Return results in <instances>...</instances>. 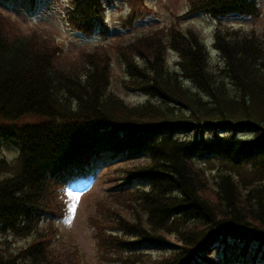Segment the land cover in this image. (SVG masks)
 I'll use <instances>...</instances> for the list:
<instances>
[{"label": "trees", "instance_id": "16d2710c", "mask_svg": "<svg viewBox=\"0 0 264 264\" xmlns=\"http://www.w3.org/2000/svg\"><path fill=\"white\" fill-rule=\"evenodd\" d=\"M90 1L69 0L72 28L92 30ZM188 3L187 14L214 19L261 13L258 0ZM13 25L0 14V150L17 153V170L0 180V264H82L77 248L52 245V222L65 210L57 184L105 152L119 158L116 179L125 182L101 202L107 212L100 204L89 219L101 264L264 261V44L257 36L215 29L222 68H211L193 29L172 25L117 42L121 87L161 101L130 105L111 90L109 49L82 50L67 63L51 37L24 36ZM167 49L177 54L176 71L165 67ZM214 159L230 170L217 169L211 181L196 161ZM7 168L0 156V171ZM134 183L149 187L133 191ZM10 238L28 241L13 247ZM147 245L173 250L142 261Z\"/></svg>", "mask_w": 264, "mask_h": 264}, {"label": "rangeland", "instance_id": "374dc122", "mask_svg": "<svg viewBox=\"0 0 264 264\" xmlns=\"http://www.w3.org/2000/svg\"><path fill=\"white\" fill-rule=\"evenodd\" d=\"M25 1L15 0L14 5L9 7L0 0V9L10 17L17 31L24 36H30L32 31L37 30L44 36L51 37L60 46L62 50L60 56L67 60V63L76 61L82 50L91 51L95 47H106L109 49L112 60L111 90L130 105L143 104L147 101L159 104L161 101L156 97L127 91L121 87L120 80L125 77V74L124 68L113 51V46L117 42L123 40L126 42L134 36L146 35L153 30L166 29L172 25L180 29L181 32L193 29L199 33L200 40L203 41L204 47L207 49L211 68H222L223 66L220 52L213 47L214 33L217 28L223 31H240L239 34H254L264 44V0H258L261 11L258 16L232 15L222 19L221 23L204 14L185 16L189 7L188 0H144L145 8L136 12L140 17L130 21L129 17L133 7L130 5L129 9L122 3L121 10L107 9L105 20L108 30L105 32L97 28L89 37L75 32L66 24V0H43L40 14L33 18L28 16L27 2ZM165 56V67L170 71H176L177 54L168 49ZM183 85L185 88L195 89L192 88L193 85L190 81H183ZM241 137L249 140L251 135L243 134ZM180 138L188 139L187 135H182ZM0 156L8 163V168L0 172V178L13 174L17 170V153L11 147H3ZM196 165L204 169L211 181L217 169L230 170L228 163L221 165V162L215 159L214 161L197 160ZM122 167L123 164L118 161V158H114L112 153L107 152L91 161L83 172L79 171L69 176L65 183L61 184L60 198L65 210L61 218L52 222L54 226L58 227V235L52 243L54 248L59 250L77 248L82 264H101L89 219L98 216V206L101 202L111 198L115 186L125 182L122 178L116 179L123 174ZM140 187L146 188L147 185L132 184L131 190L136 191ZM105 209V206L101 204V210L106 211ZM48 226L49 223H45L41 228L46 229ZM170 240L173 241L172 236ZM27 241L28 239L23 238L9 239L13 247L14 245L25 246ZM172 250L173 247L168 245H147L140 250L146 256L141 257L140 260H155L169 255ZM213 256L216 259L222 258V255L216 251ZM235 259L237 263L233 261V264H241L239 257Z\"/></svg>", "mask_w": 264, "mask_h": 264}, {"label": "bare ground", "instance_id": "6f19581e", "mask_svg": "<svg viewBox=\"0 0 264 264\" xmlns=\"http://www.w3.org/2000/svg\"><path fill=\"white\" fill-rule=\"evenodd\" d=\"M90 3L92 4L93 8H95V10H93L94 16L90 15V19H92L91 21H93V22H95L97 20L98 15L103 14L102 16H103V18H105L107 9L112 8L113 10H119V9L121 10L122 3H124L126 6H128L129 9H130V5L134 8L133 12H135V13H132L134 19L140 17L136 12L145 8L144 0L143 1L137 0L136 2H134V0H91ZM131 3H133V5ZM12 5H14V3ZM120 5H121V7H120ZM187 13H188V11L184 15L188 16V17L197 15V13H191V14H187ZM105 22H106V20H105ZM102 25H104V24H99L97 26H102ZM105 32H106V30H105ZM208 57H209V54H208ZM209 60H210V57H209ZM2 171H0V172H2ZM72 175H74V174H72V173L67 174L66 178L62 179L61 184H64L65 181L68 179V177L72 176ZM3 178L4 177L0 178V180H2Z\"/></svg>", "mask_w": 264, "mask_h": 264}]
</instances>
